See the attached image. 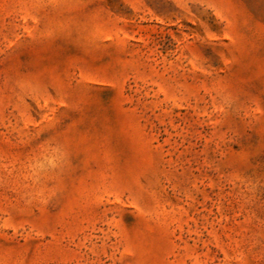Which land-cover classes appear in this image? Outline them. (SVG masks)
Here are the masks:
<instances>
[{
  "label": "rangeland",
  "instance_id": "374dc122",
  "mask_svg": "<svg viewBox=\"0 0 264 264\" xmlns=\"http://www.w3.org/2000/svg\"><path fill=\"white\" fill-rule=\"evenodd\" d=\"M0 264H264V0H0Z\"/></svg>",
  "mask_w": 264,
  "mask_h": 264
}]
</instances>
